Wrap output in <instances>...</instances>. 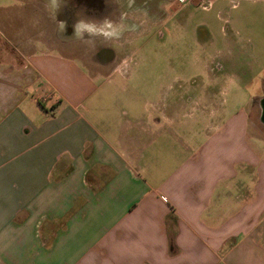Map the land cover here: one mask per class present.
<instances>
[{
  "label": "crops",
  "instance_id": "crops-1",
  "mask_svg": "<svg viewBox=\"0 0 264 264\" xmlns=\"http://www.w3.org/2000/svg\"><path fill=\"white\" fill-rule=\"evenodd\" d=\"M5 1L0 264H264V137L255 125L264 76L246 104L221 99L212 79L198 100L200 134L179 122L195 98L179 90L146 100L132 58L112 47L146 31L121 38L108 24L96 33L64 20L56 0ZM170 1L186 9L204 0Z\"/></svg>",
  "mask_w": 264,
  "mask_h": 264
},
{
  "label": "rangeland",
  "instance_id": "rangeland-1",
  "mask_svg": "<svg viewBox=\"0 0 264 264\" xmlns=\"http://www.w3.org/2000/svg\"><path fill=\"white\" fill-rule=\"evenodd\" d=\"M114 1L123 6L122 15L96 22L94 31H107L111 24L121 38L125 33L147 32L144 39L130 43L121 39L112 47H121L132 58L133 80L146 100L158 101L179 90L195 98L180 115L179 122L187 129L203 133V106L198 100L204 98L212 79L221 81L222 87L214 90L221 92L223 100L239 96L246 104L263 92L264 0H204L186 9L170 0ZM5 3L17 4L15 0ZM94 42L103 43L102 39ZM232 79L236 84H231ZM255 125L264 137V124ZM179 130L183 137V128ZM183 138L187 140L186 135Z\"/></svg>",
  "mask_w": 264,
  "mask_h": 264
},
{
  "label": "flooded vegetation",
  "instance_id": "flooded-vegetation-1",
  "mask_svg": "<svg viewBox=\"0 0 264 264\" xmlns=\"http://www.w3.org/2000/svg\"><path fill=\"white\" fill-rule=\"evenodd\" d=\"M62 8L64 20H81L85 23L95 24L104 22L122 15V5L114 0H56ZM139 2V0H138ZM121 11V12H120ZM106 48L98 51L99 59L104 60L107 56Z\"/></svg>",
  "mask_w": 264,
  "mask_h": 264
},
{
  "label": "water",
  "instance_id": "water-1",
  "mask_svg": "<svg viewBox=\"0 0 264 264\" xmlns=\"http://www.w3.org/2000/svg\"><path fill=\"white\" fill-rule=\"evenodd\" d=\"M262 122L264 123V114H263V117H262Z\"/></svg>",
  "mask_w": 264,
  "mask_h": 264
},
{
  "label": "built area",
  "instance_id": "built-area-1",
  "mask_svg": "<svg viewBox=\"0 0 264 264\" xmlns=\"http://www.w3.org/2000/svg\"><path fill=\"white\" fill-rule=\"evenodd\" d=\"M181 2H184V1H186V0H180Z\"/></svg>",
  "mask_w": 264,
  "mask_h": 264
}]
</instances>
